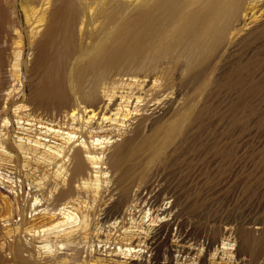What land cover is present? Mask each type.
Returning <instances> with one entry per match:
<instances>
[{
	"label": "rangeland",
	"instance_id": "obj_1",
	"mask_svg": "<svg viewBox=\"0 0 264 264\" xmlns=\"http://www.w3.org/2000/svg\"><path fill=\"white\" fill-rule=\"evenodd\" d=\"M53 3L1 0L4 9L13 10L16 26L9 28L6 61L15 94L3 103L0 124L12 117L9 135L16 143L26 141L15 137L18 118L31 112L25 108L31 106L39 118L55 113L52 94L43 104L29 101L50 65L48 55L37 54ZM130 3L142 6L139 0ZM63 28L54 31L53 45ZM105 34L78 38L73 63L67 66L62 55L53 75H66L65 65L75 73L80 59L112 36ZM185 58L162 59L151 76L117 75L113 85L105 79L106 94L94 111L80 104L84 113L76 109L66 116L68 128L78 129L80 122L84 129L92 126L99 143L93 152L83 147L90 166L84 178L93 180L77 181L75 195L54 203L64 179L57 166L24 154L18 165L0 158V264H264V228H255L264 221V0H244L207 60L190 67ZM42 120L59 126L58 118ZM74 135L70 141L51 139L40 150L56 154L57 147L72 148L82 140ZM128 139L124 166L131 168V194L118 209V194L110 199L107 189L111 181L105 186L111 171L103 162L92 163L91 156L103 161L113 143ZM135 160L145 161L137 174ZM151 194L153 203L146 205ZM159 205L171 207L168 215Z\"/></svg>",
	"mask_w": 264,
	"mask_h": 264
},
{
	"label": "bare ground",
	"instance_id": "obj_2",
	"mask_svg": "<svg viewBox=\"0 0 264 264\" xmlns=\"http://www.w3.org/2000/svg\"><path fill=\"white\" fill-rule=\"evenodd\" d=\"M53 2L50 18L39 41L41 49L37 54V58L48 55L51 58L50 65L46 67L45 75L35 82L32 91L34 94L30 95L29 101L34 105L37 102L43 104L52 94L55 113L53 115L50 112L47 116L39 118L35 110L37 117L35 118L33 108L31 106L25 108L31 112L18 118L19 127L17 128L20 129L17 130L18 135L15 137L25 138L29 141L28 144L26 141L16 143V138H14L15 141L10 140L9 131L14 122L8 115V120L0 124L2 128L0 158L10 157L14 165H18L21 157L19 155L24 154L29 159L44 160L47 165H53L52 168L57 166L64 177L54 195V203H57L75 195L77 181L90 183L93 180L84 178L90 166L87 159L89 156L84 154L83 147H86L87 152H93L98 148L96 144H99L94 141L97 131L92 126L84 129L80 122L78 129L68 128L69 122L66 116L76 109L84 113L85 110L80 104H83L85 108L91 105L94 111V105L103 100L102 92L104 91L101 87L105 79H110L109 84L113 85L117 75L151 76L156 73L158 63L162 59L171 60L183 54L186 55V62H190V67L207 60L210 52L224 41L231 20L244 9V0H139L142 6L137 5L135 8L131 7L130 0H53ZM15 20L13 10L4 9L0 0V115L4 112V104L13 100L12 95L15 94L14 88H10L13 78L6 65L7 50L11 40L9 28L16 26ZM89 21L92 24L91 27H85ZM117 22L114 29V24ZM80 23L84 26H79ZM61 24L64 28L61 29L58 38H55L53 45L54 31L60 28ZM93 32L97 34L106 32L105 35L112 34V36L107 37L105 45L96 52L82 57L80 63L74 68L76 70L74 73L71 65L68 68L67 66L69 62L73 63L72 58L77 53L75 51V48H78L77 40L83 39L84 34ZM62 55L65 56L67 63L64 67L66 75H53L56 61ZM57 69H59L58 64ZM110 95L115 96L113 93ZM129 97L134 98V93ZM109 106L106 105L101 110ZM43 118L52 120L58 118L59 126L54 127L49 124L47 126ZM65 124L66 126H63ZM7 133L6 139L4 136ZM74 133L78 134L74 140L79 141L82 138V144L77 143L72 148L57 147L56 154L41 152L40 147H46L51 139H59L62 136L70 141L76 137V135L73 136ZM91 137L93 141H89ZM131 139L125 140L124 143H113L103 161L97 159L95 155L91 156L92 163L103 162L111 171V179L105 180V186H108L111 181L107 189L110 192V199L113 194L119 195L116 196L118 209L127 205L131 194V182L128 181L127 184V172L131 171V168L124 166L127 151L129 152L128 142ZM138 154L135 152V156ZM144 162L135 160L134 171ZM146 187L151 188L150 185ZM153 196L151 194L148 198L146 197L144 203L152 204L154 199L150 198ZM159 207L161 214L168 215L171 211L170 206L159 205ZM105 217L106 213L103 218ZM255 228L263 231L264 221H256ZM236 254L240 256V247L236 249Z\"/></svg>",
	"mask_w": 264,
	"mask_h": 264
}]
</instances>
